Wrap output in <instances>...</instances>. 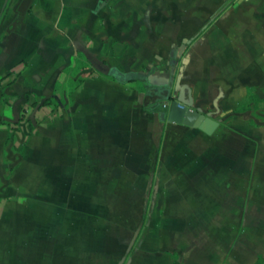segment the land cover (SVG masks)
I'll list each match as a JSON object with an SVG mask.
<instances>
[{
	"label": "crops",
	"instance_id": "0c3cea01",
	"mask_svg": "<svg viewBox=\"0 0 264 264\" xmlns=\"http://www.w3.org/2000/svg\"><path fill=\"white\" fill-rule=\"evenodd\" d=\"M176 82L211 135L167 121ZM258 257L264 0H0V264Z\"/></svg>",
	"mask_w": 264,
	"mask_h": 264
},
{
	"label": "water",
	"instance_id": "95a60500",
	"mask_svg": "<svg viewBox=\"0 0 264 264\" xmlns=\"http://www.w3.org/2000/svg\"><path fill=\"white\" fill-rule=\"evenodd\" d=\"M175 88L178 91L176 97L167 96L165 101L169 103L166 119L169 123L183 125L198 129L206 135H211L218 127V122L211 114L203 113L200 109L193 108L192 101L185 97L188 88L176 82Z\"/></svg>",
	"mask_w": 264,
	"mask_h": 264
},
{
	"label": "trees",
	"instance_id": "16d2710c",
	"mask_svg": "<svg viewBox=\"0 0 264 264\" xmlns=\"http://www.w3.org/2000/svg\"><path fill=\"white\" fill-rule=\"evenodd\" d=\"M88 68L89 67L84 56L79 54L73 65L63 70V72L60 74L58 83H63L65 80H67L70 101H72L71 96L81 87L86 75L84 74V71ZM51 103H54L55 108L66 106V103L56 96H53L51 99L45 100L43 104L48 105ZM145 111H148L147 107L145 108ZM255 264H264V258L258 257Z\"/></svg>",
	"mask_w": 264,
	"mask_h": 264
},
{
	"label": "rangeland",
	"instance_id": "374dc122",
	"mask_svg": "<svg viewBox=\"0 0 264 264\" xmlns=\"http://www.w3.org/2000/svg\"><path fill=\"white\" fill-rule=\"evenodd\" d=\"M64 82H66L67 83V80H65ZM68 87V86H67ZM54 105V104H53ZM43 109V108H42ZM43 111L44 112H47L48 111V109L46 108V109H43Z\"/></svg>",
	"mask_w": 264,
	"mask_h": 264
},
{
	"label": "built area",
	"instance_id": "2783aa9c",
	"mask_svg": "<svg viewBox=\"0 0 264 264\" xmlns=\"http://www.w3.org/2000/svg\"><path fill=\"white\" fill-rule=\"evenodd\" d=\"M164 108L166 107V105L163 106Z\"/></svg>",
	"mask_w": 264,
	"mask_h": 264
}]
</instances>
